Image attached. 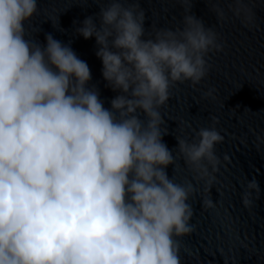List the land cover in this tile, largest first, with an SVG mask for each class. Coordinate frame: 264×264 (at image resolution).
<instances>
[{
	"label": "clouds",
	"instance_id": "obj_1",
	"mask_svg": "<svg viewBox=\"0 0 264 264\" xmlns=\"http://www.w3.org/2000/svg\"><path fill=\"white\" fill-rule=\"evenodd\" d=\"M98 5L75 31L95 39L117 93L110 108L69 44L26 38L37 0H0V264H181L175 237L192 231L194 181L210 190L216 179L224 137L215 127L177 139L192 180L168 176L177 157L159 109L176 83L208 74L206 57L223 50L217 33L187 15L182 31L145 39L138 3ZM259 192L248 180L242 204Z\"/></svg>",
	"mask_w": 264,
	"mask_h": 264
},
{
	"label": "water",
	"instance_id": "obj_2",
	"mask_svg": "<svg viewBox=\"0 0 264 264\" xmlns=\"http://www.w3.org/2000/svg\"><path fill=\"white\" fill-rule=\"evenodd\" d=\"M109 0H37V12L25 22L26 38L41 45L45 35L69 44L85 61L104 107L117 94L101 74L95 39L85 40L75 30L87 16L99 12ZM138 3L144 12L145 39L162 30L182 31L184 17L194 15L217 33L223 50L206 57L208 74L193 86L176 83L159 109L167 133L163 142L177 157L169 177L181 183L193 173L179 153L177 139L195 142L201 128L215 127L224 137L216 144L220 159L210 190L197 182L190 198L192 231L179 237L181 264H264V0H123ZM55 25V27L53 26ZM214 89L212 98L204 93ZM218 123L213 125L211 117ZM141 118L143 116L141 115ZM258 181L253 203L241 201L248 180ZM210 198L214 207H205Z\"/></svg>",
	"mask_w": 264,
	"mask_h": 264
}]
</instances>
